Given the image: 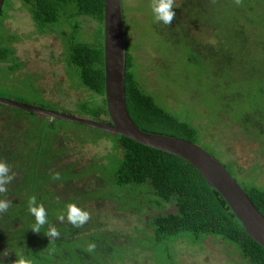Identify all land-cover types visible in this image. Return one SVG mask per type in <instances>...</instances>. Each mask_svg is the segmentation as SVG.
Returning <instances> with one entry per match:
<instances>
[{"label":"trees","instance_id":"trees-1","mask_svg":"<svg viewBox=\"0 0 264 264\" xmlns=\"http://www.w3.org/2000/svg\"><path fill=\"white\" fill-rule=\"evenodd\" d=\"M146 1L140 0L134 7V4L129 5L123 0L128 111L143 131L180 137L198 144V128L189 120L181 119L170 108L158 104L157 92L151 91L141 77V64L134 54L135 44L131 39L134 28L143 24L137 13L143 10ZM20 2L40 33H54V26L61 23L69 26L68 31L61 33L67 67L76 71L82 84L91 92L87 101L78 103L79 109L96 118H109L105 96V0ZM4 6L0 18L1 33L4 32V19L12 8L11 0H5ZM174 11L176 16L170 25L152 22L154 31L160 37V47L150 48L146 67L154 61L159 65L156 69L160 70L161 76L172 77V63L177 58L174 62H165L164 58H160V49L164 45L163 51H178L181 54L187 70L194 74L189 81H193L194 76H204L206 68H209L207 70L212 73L210 89L221 97L222 108H225L222 118L232 116L231 120L245 127L250 137L260 139L258 143L264 151V0H179L174 2ZM87 20L95 24L94 29L88 31L95 34V40L90 42L78 39L80 30L88 24ZM6 42H9L8 37L4 35L0 38V62L13 63L11 56L14 48ZM154 51L159 60L150 56ZM8 69L13 71L17 67L14 63L8 65ZM143 77L146 78V75ZM189 81L187 79V83ZM198 94L201 91L195 88L194 95ZM107 123L111 121L108 119ZM23 131L20 137L11 138L14 149L5 141L0 143V160L9 165L14 176V171L20 172L6 185V191L0 192V199L10 202L8 210L0 213V252L4 251L0 253V264H13L11 261L21 257L25 258L26 264L125 263L127 256L143 252L142 243L138 245L141 251L135 248L126 253L118 250L117 246L121 245H126L127 250L130 248L126 235L107 230L103 224L97 225L92 219L82 226H73L66 215L64 220L58 219L66 211L61 206L52 207L56 200L63 201L60 192L55 189L56 180L52 179L55 172L52 167L57 160L50 159L49 163L42 153L45 148L35 155L33 129L30 130L31 135L25 133L23 136ZM108 133L116 137L115 146L118 149L110 186L123 189L124 194L143 195V202L138 206L139 214L155 207V214L142 228L147 236V229L151 230L155 244L173 237L187 239L195 245H202L210 239L217 244L222 242L225 246H232L234 249L229 248L230 252L241 264H264V247L247 234L224 197L209 186L196 167L174 154L126 136ZM84 175L81 173V177ZM68 181L65 179V184ZM50 185L51 188L48 187ZM241 186L264 215V189L250 183ZM32 196L47 212L49 223L41 228L40 233L30 229L35 223V217L28 209ZM67 198L83 210L87 209L82 201V198H87L85 193L82 192V197L77 196L78 201L71 196L64 199ZM112 198L120 205L114 196ZM49 225L57 228L59 237L48 238L44 234ZM92 242L96 247L88 252L87 247Z\"/></svg>","mask_w":264,"mask_h":264},{"label":"rangeland","instance_id":"rangeland-1","mask_svg":"<svg viewBox=\"0 0 264 264\" xmlns=\"http://www.w3.org/2000/svg\"><path fill=\"white\" fill-rule=\"evenodd\" d=\"M126 1L129 5L134 4V7L140 2ZM11 2L12 8L4 19V32H0V38H4V35L8 37L9 42L6 43L14 48L11 56L13 63L0 62V97L107 123V117L96 118L79 109L78 103L87 101L91 92L82 84L76 71L67 67L61 33L68 31L69 26L61 23L54 26V33H40L20 0ZM150 5L151 0H147L143 10L137 13L143 24L134 28L131 42L135 44L133 51L141 64V77L151 91L157 92V103L170 108L181 119L189 120L196 126L199 130L198 144L227 165L240 184H256L264 189V151L258 143L260 139L250 137L245 127L231 120L232 116L222 118L221 114L225 108H222L221 97L210 89L212 73L207 70L209 68H206L204 76H194V84L189 81L194 74L187 70L181 54L178 51H163L164 45L160 49V58H164L165 62H174L177 58L172 63V77L161 76L160 70L156 69L159 65L153 63L154 61L146 67L150 48L160 47L159 34L154 31V26L152 27L156 21ZM87 21L88 24L85 29L80 30L78 36V39L84 42L95 40V34L88 32L94 29L95 24ZM134 21L132 18V22ZM148 34L149 37L146 36ZM155 55L154 51L150 56L154 58ZM155 58L159 60V57ZM14 63L17 69L10 71L8 65ZM145 75L146 78L143 77ZM237 85L240 86L239 81ZM195 88H198L201 94L195 96ZM32 129L35 155L40 153L41 148H45L42 153L48 162L50 163V159L57 160L54 161L52 169L55 170L53 174H60L55 189H58L63 201L60 203L56 200L52 207L61 206L63 211H66V206L72 199L64 198L71 196L78 201L77 196L82 197L83 192L87 197L82 198V201L90 214L89 220L92 219L97 225L103 224L107 230H116L126 235L130 248L127 250L126 245H121L117 246L118 250L126 253L135 248L141 251V246L138 245L143 244L144 251L137 256H127L125 263L117 261L107 264H241L230 252V249L234 248L225 246L222 242L217 244L208 239L202 245H195L187 239L173 237L161 244H155L150 229H147L149 235H146L142 228L155 214V207L139 214L141 212H137L138 206L143 202V195L124 194L123 189L110 186L118 150L115 146L116 137L112 134L78 123L0 105V143L5 141L14 149L11 138L20 137L22 130L23 136L25 133L31 135ZM14 172L15 179L20 172ZM81 173L86 175L81 177ZM65 179L69 180L66 184ZM48 187L51 188L52 185ZM8 258L6 259L9 260Z\"/></svg>","mask_w":264,"mask_h":264},{"label":"water","instance_id":"water-1","mask_svg":"<svg viewBox=\"0 0 264 264\" xmlns=\"http://www.w3.org/2000/svg\"><path fill=\"white\" fill-rule=\"evenodd\" d=\"M5 0H0V18ZM104 51L106 100L111 123H103L0 97V104L54 119L78 123L126 136L146 146L183 158L218 190L243 224L247 234L264 247V215L227 167L213 154L191 140L143 131L132 119L126 104L127 48L123 0H105Z\"/></svg>","mask_w":264,"mask_h":264},{"label":"clouds","instance_id":"clouds-1","mask_svg":"<svg viewBox=\"0 0 264 264\" xmlns=\"http://www.w3.org/2000/svg\"><path fill=\"white\" fill-rule=\"evenodd\" d=\"M151 11L153 13L154 20L156 22H162L165 25H170L176 16L174 11V0H151ZM14 174L10 173L9 165L0 160V192L6 191V185L12 181ZM54 180L60 179V174L55 173L52 177ZM10 206V202L6 199H0V213L7 211ZM29 212L35 217V223L31 226L34 232L40 233L41 228L48 224L47 212L42 204H38L36 197L32 196L28 201ZM65 215L67 220L73 226H82L89 219V212L78 207L75 203H69L66 206V213L61 214L58 219L64 220ZM48 238H56L60 236V232L57 228L49 225L48 230L44 233ZM96 245L94 242L90 243L87 247L88 252H92ZM4 252V251H3ZM0 252V253H3ZM9 255V254H8ZM6 255L5 257H7ZM13 264H26L25 258L16 259Z\"/></svg>","mask_w":264,"mask_h":264},{"label":"flooded vegetation","instance_id":"flooded-vegetation-1","mask_svg":"<svg viewBox=\"0 0 264 264\" xmlns=\"http://www.w3.org/2000/svg\"><path fill=\"white\" fill-rule=\"evenodd\" d=\"M109 119V118H108Z\"/></svg>","mask_w":264,"mask_h":264}]
</instances>
